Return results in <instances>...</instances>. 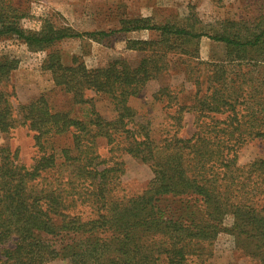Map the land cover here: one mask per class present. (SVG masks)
<instances>
[{
    "label": "trees",
    "instance_id": "1",
    "mask_svg": "<svg viewBox=\"0 0 264 264\" xmlns=\"http://www.w3.org/2000/svg\"><path fill=\"white\" fill-rule=\"evenodd\" d=\"M263 15L252 23L226 21L218 30L128 20L121 32L153 30L159 38L128 39L127 56H111L91 68L63 65L58 56H50L45 68L54 84L73 94L76 103L90 104L88 120L52 110L42 96L19 105L17 116L0 91V133L25 125L39 154L27 167L8 145L0 147V264H47L62 257L70 264H203L206 250L222 232L237 245L252 244L264 264V159L238 165L244 144L264 141V85L245 80L235 85L227 75L233 63H264ZM19 18L18 10L0 4V36L19 39L31 50L70 37L99 41L113 33H75L49 24L28 31L18 26ZM202 37L224 44L225 62L197 67L200 62L187 44ZM175 53L186 55L194 95L188 103L181 91L159 88L155 98L166 99L165 114L175 132L157 142L149 121L128 101L149 82L163 80ZM16 66L13 58L1 62L0 71L9 73ZM87 91L110 97L114 116L97 112ZM185 114H192L195 123L188 138L176 135ZM67 133L72 144L61 148L60 159L45 141ZM99 139L109 151H123L149 165L153 177L146 189L125 201L114 199L122 162L116 158L107 165L110 158L98 152ZM166 199L179 200L178 214L165 212L161 201ZM79 204L88 205L93 216L82 217ZM228 217L230 224L225 223ZM42 234L66 238L65 246L59 248Z\"/></svg>",
    "mask_w": 264,
    "mask_h": 264
},
{
    "label": "rangeland",
    "instance_id": "2",
    "mask_svg": "<svg viewBox=\"0 0 264 264\" xmlns=\"http://www.w3.org/2000/svg\"><path fill=\"white\" fill-rule=\"evenodd\" d=\"M0 4L18 10L21 18L18 26L28 31H40L49 24L55 29L69 32H113L99 41L87 37H70L47 46L44 49L31 50L19 39L11 36H0V63L13 58L17 66L9 73L0 71V91L7 94L13 108V114L18 116V107L36 97H44L52 110L67 112L72 118L88 120L90 104H78L73 94L56 86L51 72L45 68L50 56H58L63 65L85 64L91 68L103 64L106 59L115 55H128L125 52V42L128 39H158L159 33L153 30L121 32L123 21L145 19L151 24L173 23L179 26L196 24L218 30L226 21L249 23L258 21L264 14V0H0ZM264 19V15L261 17ZM189 50L195 52L199 69L203 70L210 62H225L226 49L224 44L207 37L200 38L196 43H188ZM186 55L171 54L170 67L163 80L149 82L135 97L129 98L128 104L138 114L149 121L151 136L157 142L171 136L175 129L170 126L171 120L166 116L164 105L166 99H156L155 94L162 85H168L180 92L189 103L194 95V87L186 76ZM255 58V55H253ZM228 78L239 85L242 80L247 84L260 87L264 85V63L257 66L252 61H243L241 65H227ZM261 87V95L264 94ZM90 98L94 109L106 116H114V105L105 94L85 92ZM264 101V100H263ZM195 131L194 117L185 114L183 126L176 132L178 137L188 138ZM72 144V136L67 133L47 138L45 146L48 151H54L61 159V148ZM98 152L108 160L122 162V173L114 190V199L125 201L141 193L153 177L149 165L141 163L120 150L109 151L105 140H97ZM8 145L17 155V160L29 167L39 155L35 145L33 132L25 125L18 124L10 133H0V147ZM256 158L264 159V141L254 139L244 144L238 151V165H245ZM101 167V166H100ZM120 172V171H119ZM117 172V173H119ZM178 199L162 200L165 212L178 214ZM264 207V198L260 199ZM82 217L93 216L91 208L79 204ZM76 209V208H75ZM228 217L225 221L230 224ZM42 238L50 240L59 248L65 246L66 238L42 234ZM252 244H236L234 238L226 232L220 233L206 250L208 261L203 264H262L261 254H255ZM47 264H70L68 257L55 259Z\"/></svg>",
    "mask_w": 264,
    "mask_h": 264
}]
</instances>
